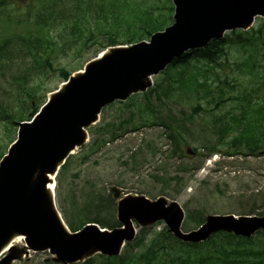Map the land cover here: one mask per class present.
Returning a JSON list of instances; mask_svg holds the SVG:
<instances>
[{
    "label": "rangeland",
    "instance_id": "rangeland-1",
    "mask_svg": "<svg viewBox=\"0 0 264 264\" xmlns=\"http://www.w3.org/2000/svg\"><path fill=\"white\" fill-rule=\"evenodd\" d=\"M4 1L6 4L0 6V44L9 45L16 58L0 57V155L7 152L9 145L16 138L17 123L28 120L46 101L49 94L63 82L61 70L75 74L83 68L87 60L99 54L100 51L94 53L99 48V43L90 42L92 44L82 46L81 42L84 41V33L87 30L84 26L93 31L94 40L101 36L98 41L105 42L106 38L102 37L104 33L108 29L112 30L119 22L114 31L118 35L125 20L121 17H128L127 9L123 10L125 6L120 3L121 12L118 15L111 13L106 20L100 18L97 25L96 20L77 24V21L66 19L63 14L71 10L75 12L79 3L86 8L87 4L83 3V0ZM127 1L144 8L156 9L159 6L160 13L163 9L165 11V8L161 7L167 5V0ZM44 11H50L52 14L40 19V13ZM164 13L166 15V12ZM2 17H8L13 22H6ZM172 22L173 19L171 22L167 20L166 26ZM97 27L101 28L102 35ZM251 29L253 31H250ZM258 29L262 30L261 35L257 34ZM237 34L242 36L239 43L234 39ZM26 35L31 36L25 37ZM123 37L124 35L120 36ZM224 37L226 54L218 59L220 65L210 69L208 78L214 91H219V88L224 91L225 100L222 104L214 107L206 102L207 99H203L199 105L205 110H198L195 115H190L191 108L188 105L177 101L179 97L170 99L172 103L164 97L166 104L161 105L170 109L173 117L180 123H184L181 126L187 141V145L181 147L184 156L172 154L173 146L169 144L163 127L142 125L143 118L138 115L141 113L138 108L144 103V96L142 93L131 94L126 101H115L105 106L99 120L93 125L106 127L107 124L114 123L113 128L109 129L115 130L121 125L119 122L124 123V120L135 116L132 124L124 123V126L139 125L140 128L109 140L86 160H81L80 149L76 150L72 164L62 177L61 198L66 190L80 197L83 190L98 188L105 195H110L114 203L124 196L143 195L151 200L163 196L167 202L175 199L185 211V217L187 212L198 209L205 215L264 214V155L257 153L228 156V149L225 147L237 136L240 128L231 117L241 113L240 96L252 91L258 83L264 90V18L255 17L248 30L228 31ZM244 37L246 43H241ZM22 38L31 42L25 43ZM23 45L30 48L34 46L30 49L32 53L28 54ZM24 52L26 53L23 54ZM164 77L165 75L160 73L149 78L152 81L151 86ZM156 103L160 104L158 101ZM9 115H12L13 119L9 118ZM222 120H225L223 124ZM220 136L224 139L223 143L219 140ZM211 146L217 151L204 157ZM187 147L195 148L196 155H188L185 152ZM253 148V144L249 149L243 146L239 152L250 153ZM196 164H200L199 168L193 169ZM185 166L190 167L189 171H183ZM176 176L181 178L179 183L172 181L171 186L165 189L164 178ZM114 219L117 221L115 208ZM164 226L161 220L146 225L156 230ZM135 227L139 233L144 226L136 224ZM191 228H196V225H191L189 229ZM257 238L255 236V239ZM22 244L17 246L21 247ZM86 257H94L96 264L101 259L92 253ZM19 260L12 264L56 262L54 256L48 252H30Z\"/></svg>",
    "mask_w": 264,
    "mask_h": 264
},
{
    "label": "water",
    "instance_id": "water-1",
    "mask_svg": "<svg viewBox=\"0 0 264 264\" xmlns=\"http://www.w3.org/2000/svg\"><path fill=\"white\" fill-rule=\"evenodd\" d=\"M173 3L172 25L154 33L149 42L108 48L51 94L31 122L19 123L16 141L0 160V251L13 235L24 244L8 248L0 264H12L29 251H47L61 264L79 262L93 252L117 255L135 237L133 222L149 225L163 220L177 238L191 243L218 231L250 237L264 228V217L210 214L197 229L186 233L181 231L184 212L177 201L125 196L116 210L122 226L109 231L87 224L70 233L48 190L49 175L55 176L68 155L85 144L86 128L97 122L105 105L146 90L150 76L187 50L204 47L227 30L246 29L255 16H264V0ZM185 151L193 153L190 147Z\"/></svg>",
    "mask_w": 264,
    "mask_h": 264
},
{
    "label": "trees",
    "instance_id": "trees-1",
    "mask_svg": "<svg viewBox=\"0 0 264 264\" xmlns=\"http://www.w3.org/2000/svg\"><path fill=\"white\" fill-rule=\"evenodd\" d=\"M82 2L87 4L86 8H83L82 4L79 3L75 7V12H72V10L66 11V13H71H64L63 16L69 20L74 19L77 21V24L96 20L97 25L100 18L101 20H106L111 13L120 14V3L125 6L123 10L127 9L128 11V17L124 15L121 17L125 19L123 20V25H121L122 28H119L121 33L118 31L117 35V33L114 32L119 25V22H117L112 30L108 29V31L104 33V36H102L106 38L105 42L98 41L101 36L98 37L97 40H94L95 35L93 31L84 26V28L87 29V33H84V41L81 42V44L83 47H86L92 43H99L100 45L97 46L99 48L96 49L94 53H98L108 46L135 43L147 39L154 32L162 30L168 24L167 20L171 22L173 10L170 0H167L166 7H161L165 8V11L163 9L162 13L159 11V6H157L156 9L153 7L144 8L138 4L132 5L130 3L133 2L127 0H83ZM164 12H166V15ZM50 14H52V12L44 11L40 13V19ZM36 23L37 21L34 22V24ZM97 30L101 35L103 34L101 28L97 27ZM250 31L253 30L251 29ZM261 32L262 30L258 29L257 34L261 35ZM122 35H124V37L120 38ZM30 36L26 35L25 37ZM22 39L25 40V43L31 42L30 40ZM225 42V39L212 40L205 48L193 50L183 54V56L178 59H174L164 72H162V74L165 75L164 79L157 81L153 87L143 93L145 101L141 107L138 108V110L141 111L138 115L143 118L142 125L163 127L164 134L169 140V144L173 146L172 154L176 156H184L181 147L182 145H187L181 127L184 123H182V121L180 123L179 120L175 119L170 109L168 110L166 107L161 106L162 104H166L164 97L167 98L170 103H172L170 99L174 100L179 97L177 99V101L180 100L179 103L188 105L191 108L190 115L198 114V110H205L199 105L200 101L203 99H207L206 102L213 104L214 107L220 106L225 100L224 91L221 88H219L217 92L214 91L208 82V78L210 69L220 65L218 59L226 54ZM242 43H246L245 37ZM6 45V43L0 44V57L4 56L7 59H12L15 55L9 45ZM23 47L26 48L28 54H31L32 51L30 49L34 46L30 48L29 46L23 45ZM192 63L195 65L193 66ZM61 74L65 80L70 73L61 70ZM254 96H257L260 101L253 100ZM157 101L160 102V104L156 103ZM239 101L240 103L242 102L239 107L241 109L239 112L241 113L238 116L231 115V117L233 121L235 120V123L237 122V125H240V128L237 132V136L230 144L225 145L228 149L227 155H255L264 148V90L262 86L258 83V86L253 88L252 91L241 95ZM252 102L257 103L255 105L256 107L253 106L254 108L252 110H247V107L250 106ZM11 116L12 115H9V118L13 119ZM134 117L124 120V123L132 124ZM223 122H225V120H222V124ZM119 123H121V125L117 126L118 129L116 127L115 130L109 129V127L113 128L114 123H109L106 127L98 125L90 127L88 131L91 139L87 145L79 151L81 153L79 158H81V160H86L90 154L99 151L109 140L121 137L125 132L137 131L140 128L139 125L125 127L123 122ZM219 140L221 143L224 142L221 136ZM252 144L254 148L250 153L239 152V150H241L240 147L245 146L249 149ZM208 148L204 157L217 151L214 146ZM232 149L234 150L232 151ZM194 150L196 151L195 148ZM2 155H0V158ZM73 158H75V155L68 157L57 175V198L59 199V208L69 228L74 231L88 222H94L101 227L107 228L118 226L117 221L114 219L115 203L113 199L110 195H105L102 190L98 188H90L89 191L83 190L80 197L76 196V193H71L70 190H66L67 192H65L64 197L61 198L62 177L72 164L71 160ZM199 165L200 164L194 165L193 169L198 168ZM184 168L183 171L185 172L189 171L190 167L185 166ZM162 178L161 180H163ZM164 179L163 187L166 189L171 186L172 181H175V183L178 181L179 183L181 178L176 176ZM183 186H185V184H183ZM59 187L60 191L58 192ZM204 216L205 214L203 211L199 209L194 212H187V219L183 228L189 229L193 224L196 226L201 224L204 221ZM257 237V239H255V237L246 239L219 232L212 235L203 243L188 244L174 238L165 227L160 230L146 227L139 231L133 241L126 243L121 255L116 257L98 255L96 257L101 258L98 264H264V231H260ZM75 264H96V262L93 257Z\"/></svg>",
    "mask_w": 264,
    "mask_h": 264
},
{
    "label": "bare ground",
    "instance_id": "bare-ground-1",
    "mask_svg": "<svg viewBox=\"0 0 264 264\" xmlns=\"http://www.w3.org/2000/svg\"><path fill=\"white\" fill-rule=\"evenodd\" d=\"M201 51V50H200ZM104 54V52H103ZM61 89V87L59 88ZM128 131V130H127ZM49 179H50V182L48 184V190L52 192V189H53V182L52 180H54V176L53 174L49 175ZM23 241V239L19 236H16V235H13L9 238V240H7V242H5L6 244L2 247L1 251H0V256L8 249L10 248L11 246L13 245H17L19 243H21Z\"/></svg>",
    "mask_w": 264,
    "mask_h": 264
}]
</instances>
